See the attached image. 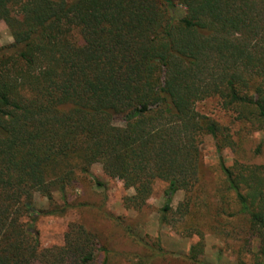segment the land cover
<instances>
[{"label": "trees", "instance_id": "1", "mask_svg": "<svg viewBox=\"0 0 264 264\" xmlns=\"http://www.w3.org/2000/svg\"><path fill=\"white\" fill-rule=\"evenodd\" d=\"M0 21L13 36L0 46V264L112 263L80 222L62 245L42 246L36 229L39 214L73 206L68 188L95 163L134 189L126 208L143 209L167 183L161 222L200 237L184 264H203L207 231L237 264H264V163L254 161L264 141L248 152L196 107L216 97L264 135V0H0ZM208 135L235 154L209 187ZM55 191L63 206L35 207L36 193L54 201ZM155 245L135 264L168 259Z\"/></svg>", "mask_w": 264, "mask_h": 264}, {"label": "rangeland", "instance_id": "2", "mask_svg": "<svg viewBox=\"0 0 264 264\" xmlns=\"http://www.w3.org/2000/svg\"><path fill=\"white\" fill-rule=\"evenodd\" d=\"M181 9L180 7L179 14L183 13ZM12 41L13 36L7 24L0 21V46L7 45ZM196 107L201 113L230 126L236 133V138L242 140L248 152H253L257 144L264 141L261 130L253 128L250 124L245 127L243 123L234 119L232 112L221 107L218 98L212 97L200 101ZM116 123L123 124L120 120H117ZM202 153L206 174L204 183L209 187L211 183L217 182L221 178V161L224 160L227 165H231L234 162L235 154L228 148L219 152L214 138L210 135L203 137ZM254 161L264 163V150ZM99 182L103 185L99 186ZM166 187V182L156 181L152 196L143 209L126 208L124 198L133 194L134 189H127L123 181L110 178L104 173L102 165L95 163L92 166L91 174L80 177L68 188L69 200L73 203L72 207L63 214L41 213L38 215L36 229L40 233L42 246L62 245L69 224L77 221L95 231L102 246L106 245L111 248V264H135L138 253L141 255L155 253L157 248L155 244H160L165 254L170 255L166 260H158V264H184L181 257L189 253L191 247L200 240V237L198 235L183 236L169 225L161 222L160 211L165 204L164 191ZM53 195L54 201H50L46 196L36 193L35 207L45 211L63 206L61 194L55 191ZM184 196V191H178L175 194L172 203L174 208ZM201 196L206 197V194H201ZM196 211L199 214L204 213L206 207L199 206ZM203 217L208 218L207 215H203ZM204 225L206 223H203ZM226 241L225 238L207 231L204 235L205 249L199 255L203 264H237L236 254ZM257 247L258 242L254 240L253 249L256 250Z\"/></svg>", "mask_w": 264, "mask_h": 264}]
</instances>
